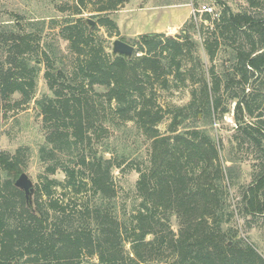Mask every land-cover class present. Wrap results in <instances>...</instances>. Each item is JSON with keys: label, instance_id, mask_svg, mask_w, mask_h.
Listing matches in <instances>:
<instances>
[{"label": "trees", "instance_id": "obj_1", "mask_svg": "<svg viewBox=\"0 0 264 264\" xmlns=\"http://www.w3.org/2000/svg\"><path fill=\"white\" fill-rule=\"evenodd\" d=\"M122 1L77 0V5L91 4L106 14ZM213 1L222 11L213 20L202 13L201 44L187 29L176 38L144 34L130 43L131 58L113 57L83 20L67 18L60 36L74 56L71 70L61 59L56 66L57 54L40 51V35L0 25V102L19 94L16 105L27 104L43 63L52 93L38 102L45 132L38 158L45 168L34 188L33 210L14 187L24 168L21 151L0 152V264H264L230 227L236 212L264 217V0H248L237 13ZM199 14L191 15V25ZM99 23L108 36H119L109 18ZM201 48L208 66L198 54ZM179 88H189V103L163 108L158 93ZM232 105V165L226 166L205 130L178 127L198 117L216 124ZM169 116L163 135L158 125ZM127 123L150 147L142 167L135 168L139 205L122 223L115 212L113 171L127 157L105 158L107 150H98L92 138L108 134L105 125ZM244 145L262 164L254 180L240 187L235 206L228 190L238 185L236 155ZM58 171L63 182L51 178Z\"/></svg>", "mask_w": 264, "mask_h": 264}, {"label": "rangeland", "instance_id": "obj_2", "mask_svg": "<svg viewBox=\"0 0 264 264\" xmlns=\"http://www.w3.org/2000/svg\"><path fill=\"white\" fill-rule=\"evenodd\" d=\"M90 1L96 2L98 0ZM107 1L105 0V2ZM221 1L233 13L245 10L248 2V0ZM185 3L187 6L183 5ZM192 5L197 9H201L202 6L211 8L213 10L212 20L219 16L222 11L213 0H123L114 11L106 14L95 12L96 7L91 4L86 3L85 6L80 7L77 5V0H0V25L5 27L4 30H11L12 27L17 26V29H22L33 37L40 35V51L43 49L48 53L57 54L56 66L60 67L61 61H63V66L67 70H71L74 56L68 50V43L62 40L60 36V30L67 18L93 22L94 25L90 31H94L95 36L103 40L106 52H110L112 43L116 39L123 38L130 45L137 36L151 34L157 28L162 30V33L157 34L171 38L179 37L185 29L191 30V40L201 44L197 26L199 27L203 23H201L203 21L202 13L195 19L197 25L194 26L195 23H192L194 31L191 29V23H189L191 13L187 16L186 22L188 24L185 27L183 24L185 18L180 19L183 13L177 14L178 17H175L174 20L162 13L171 10L186 12L188 6L189 11H191ZM262 10L263 7L255 13L262 14ZM77 12L80 14L74 15ZM103 17H107L116 23L118 37L108 36L106 29L100 26L99 20ZM180 24L182 25L180 26ZM204 24V26L207 25V23ZM198 54L204 64L208 66L202 48L199 49ZM38 66H40V71L36 79L35 92L27 104L16 105L17 102L21 101L19 94H14L7 101L0 102V152L13 155L17 150L21 151L20 161L24 166L22 173L28 176L34 188L39 184L38 178L44 175L45 168L38 158L39 148L45 143V132L38 102L45 97H52L44 79L46 67L44 63ZM95 90L98 93L103 92L100 87H96ZM158 94L159 103L163 108L184 107L190 101L189 88L160 91ZM233 108L234 105L231 106L230 113L224 115L220 121H216V124L213 120L210 122L208 119L198 117L197 120L185 121L178 127V131L182 132L188 127L205 130L216 142L221 161L225 162L226 166H231L232 164L228 162V139L235 128ZM171 122L172 117H166L158 125L159 132L167 135L168 126ZM105 127L108 129V134H102L99 139L95 136L92 138V142L97 145L98 150H107L104 155L105 158L116 159L117 162H120L122 158L127 157L121 169L113 171L117 192L114 201L115 212L120 222L127 223L140 202L135 190V184L139 177L135 168L136 166L142 167V163L147 159L150 142L136 130L132 123L118 124L114 127L105 125ZM236 157L241 160L234 169V176L238 185L234 188L230 187L228 190L230 200L235 206L239 201L240 187H245L254 180L262 164L259 154L248 145H244ZM51 178L63 182L64 174L58 171ZM57 192L56 195L58 196L61 189H58ZM170 222L173 231L177 232L178 226L175 219L172 218ZM230 227L236 232L238 240H243L252 245L264 260V217L244 218L236 212ZM91 262H95V260L92 259Z\"/></svg>", "mask_w": 264, "mask_h": 264}, {"label": "water", "instance_id": "obj_3", "mask_svg": "<svg viewBox=\"0 0 264 264\" xmlns=\"http://www.w3.org/2000/svg\"><path fill=\"white\" fill-rule=\"evenodd\" d=\"M85 23L90 27H93L94 25L90 20H86ZM133 54L134 48L131 45L121 41L120 39H116L113 41L111 49V55L113 57L123 56L125 58H131ZM14 187L23 192L27 206L33 210L34 186L25 173H21L16 178Z\"/></svg>", "mask_w": 264, "mask_h": 264}, {"label": "crops", "instance_id": "obj_4", "mask_svg": "<svg viewBox=\"0 0 264 264\" xmlns=\"http://www.w3.org/2000/svg\"><path fill=\"white\" fill-rule=\"evenodd\" d=\"M184 6H187L186 5V3L185 4H183ZM189 7V6H188ZM188 7H186V12H180V11H178V10H171V11H163L162 13H165V15L167 16V17H171V19L172 20H174V18L175 17H178V15L177 14H180V13H183V15L181 14V16H180V19L182 18L183 19V17L185 18L184 20H183V24H185V22L188 20L187 19V16H188V14H190L191 13V11H189V9H188ZM161 13V14H162ZM186 15V16H185ZM187 19V20H186ZM182 24H180V26H181ZM157 27H158V25H157ZM173 27H174V21H173ZM157 29H159V28H157ZM155 30V31H153L152 33H162V30Z\"/></svg>", "mask_w": 264, "mask_h": 264}, {"label": "built area", "instance_id": "obj_5", "mask_svg": "<svg viewBox=\"0 0 264 264\" xmlns=\"http://www.w3.org/2000/svg\"><path fill=\"white\" fill-rule=\"evenodd\" d=\"M195 12H198V13H208V14H211L213 13V10L211 8H208V7H205V6H202L201 9L195 11L194 9L191 10V15L193 16L195 14Z\"/></svg>", "mask_w": 264, "mask_h": 264}]
</instances>
